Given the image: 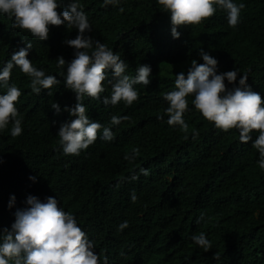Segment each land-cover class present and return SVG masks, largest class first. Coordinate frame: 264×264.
<instances>
[{
  "label": "clouds",
  "instance_id": "obj_1",
  "mask_svg": "<svg viewBox=\"0 0 264 264\" xmlns=\"http://www.w3.org/2000/svg\"><path fill=\"white\" fill-rule=\"evenodd\" d=\"M118 3L98 0L93 7ZM158 4L170 13L174 39L180 36L179 26L200 24L215 14L216 6L226 11L229 26L235 27L245 7L234 0H158ZM0 12L9 14L5 20L13 29V38L20 41L32 35L47 40L50 25L66 23L77 30L76 37L69 30L64 38H58L66 48L56 58L58 68L66 66L63 74L46 75L35 63L33 52L28 54L31 42L0 68V133L20 136L23 118L18 104L24 97L37 101L35 96L45 93L50 110L42 111L41 116L53 119L54 132L50 145L32 149L28 160L34 167L57 156L77 158L100 145L120 159V165L112 169L91 160L71 193L70 205L52 193L29 192L20 176L9 168L0 169V264H235L231 253L239 264H255L235 236L246 223L237 214L245 205L248 186L264 175V98L248 85L246 74H240L238 84L235 68L217 74L218 61L202 49L204 63L193 60L187 76L183 71L175 75L160 65L153 70L146 60L130 63L87 35L91 32L89 15L78 2L62 8L58 0H0ZM5 20L0 21L4 29ZM14 67L29 76L26 83L18 82L20 77L12 73ZM107 69L112 70L111 80ZM105 80L112 87L110 98L101 95ZM225 80L233 86L228 88ZM143 89L152 90L154 102L162 100L164 124L182 132L188 131L183 118L188 110L187 97L194 95V107L215 127L239 130L235 136L237 150L246 167L239 184L216 165L203 168L208 200L211 196L217 212L205 214L207 200L200 211L206 225L176 227L164 238L159 237L158 229L170 220L169 209L164 199L149 193L148 187L154 181L167 182L169 196L179 206L189 208L194 182L187 159L200 151L187 147L186 141L198 132L156 145L148 153L135 147L121 153L113 146L120 137L116 128L129 118L112 115L105 121L96 106L97 101L108 107L131 106ZM35 113L36 107L29 115ZM128 132L136 140V134L130 129ZM182 145L184 149L177 155ZM139 165L142 167L137 170ZM29 179L35 182L36 177ZM252 220L258 230L253 237L260 239L264 215ZM226 230L233 236H225ZM101 238L122 241L124 251L114 252L101 243Z\"/></svg>",
  "mask_w": 264,
  "mask_h": 264
},
{
  "label": "trees",
  "instance_id": "obj_2",
  "mask_svg": "<svg viewBox=\"0 0 264 264\" xmlns=\"http://www.w3.org/2000/svg\"><path fill=\"white\" fill-rule=\"evenodd\" d=\"M98 0H58L62 8L68 3L78 2L84 12H88L93 40L106 44L122 59L128 62L148 61L154 70L158 65L164 66L173 74L184 72L187 76L191 62L202 64L201 49L218 61L217 74L235 69L238 70L236 84L240 74L248 76L247 83L253 91L264 98V0H234L243 3L240 21L235 27H230L225 10L216 6L215 14L197 25L179 26L180 36L174 39L171 35L170 13L164 11L158 0H119L117 5H107L95 8ZM123 8V12L119 11ZM62 10V9H61ZM9 14L0 12V21ZM5 29L0 26V68L10 60L12 54L26 47L31 42L33 58L37 65L43 67L46 75L63 74L65 68L57 67L58 54L64 53L66 48L58 38H64L69 30L76 37L77 30L66 23L61 26H49L47 40L34 37L25 41L13 38V29L5 20ZM24 38V37H23ZM74 59V55H72ZM66 62H69L65 60ZM36 67V66H35ZM37 68V67H36ZM12 73L20 78L18 82H27L29 76L14 67ZM106 75L112 79V70L107 69ZM166 78L170 81L169 75ZM228 88L233 85L225 80ZM142 85V84H141ZM105 91L102 97L112 94V87L108 80L103 82ZM36 100L22 98L18 104L23 118V132L18 137H10L0 133V169H8L20 176L27 190L52 193L62 202L70 205L72 191L79 183L83 168L91 161H96L102 168L112 169L120 165V159L104 145H100L80 157L64 159L54 157L49 161L34 167L28 160L32 149L38 145L52 143L54 126L53 119L41 116L42 111L50 110V99L41 93ZM188 110L184 113V120L188 124V131H175L168 127L162 117L160 108L162 100L154 102L151 89H143L136 103L131 106L108 107L97 101L96 106L105 121L112 115H123L129 119L123 120L119 128L120 137L113 146L121 153H129L134 147L143 153H148L154 146L180 140V136H190L193 131L198 135L186 141V146L196 148L200 152L188 157L189 173L194 182L192 199L189 208L179 206L168 194V183L154 181L148 187L150 194L164 199L170 220L158 229L160 238L166 237L176 227H193L206 225L200 213L207 203L208 196L202 180V169L218 166L230 173L235 183L242 182L246 175V167L242 156L238 153L236 135L238 129L223 131L215 127L213 122L205 119L192 101L194 95H189ZM36 107V113L29 115ZM21 117V116H20ZM128 129L136 134V140L130 137ZM183 133V134H182ZM184 146H180L177 155L182 153ZM142 166L139 165L137 170ZM36 177L35 182L29 179ZM209 206L205 212H217V204L209 197ZM238 204V199H234ZM264 215V175H259L248 186V196L239 217L246 219L241 232L235 234L237 241L246 246L255 264H264V232L260 239H255L253 233L258 232L252 218ZM236 215V214H235ZM225 236L232 237L234 233L226 230ZM101 243L114 252L121 254L125 245L122 241L101 238ZM152 244L150 240H148ZM153 245V244H152ZM230 259L234 260L232 253Z\"/></svg>",
  "mask_w": 264,
  "mask_h": 264
}]
</instances>
